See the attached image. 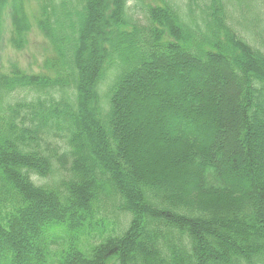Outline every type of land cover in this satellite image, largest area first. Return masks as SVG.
<instances>
[{"label": "trees", "instance_id": "obj_1", "mask_svg": "<svg viewBox=\"0 0 264 264\" xmlns=\"http://www.w3.org/2000/svg\"><path fill=\"white\" fill-rule=\"evenodd\" d=\"M34 1L51 73H0V264H264L261 0Z\"/></svg>", "mask_w": 264, "mask_h": 264}, {"label": "rangeland", "instance_id": "obj_2", "mask_svg": "<svg viewBox=\"0 0 264 264\" xmlns=\"http://www.w3.org/2000/svg\"><path fill=\"white\" fill-rule=\"evenodd\" d=\"M5 3L1 16L0 42V73H6L11 67H17L25 73L44 74L42 67L45 59L52 57L53 52L49 41L41 34L36 25V18L40 10L39 3L34 0H22L25 17L22 16V30L14 32L12 23V6ZM155 4L154 0H145ZM264 9V1L261 0ZM21 24V23H20ZM24 24L26 30H24ZM226 107H228L226 105Z\"/></svg>", "mask_w": 264, "mask_h": 264}]
</instances>
